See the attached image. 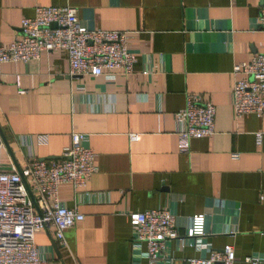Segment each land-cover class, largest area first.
Wrapping results in <instances>:
<instances>
[{"label": "crops", "instance_id": "0c3cea01", "mask_svg": "<svg viewBox=\"0 0 264 264\" xmlns=\"http://www.w3.org/2000/svg\"><path fill=\"white\" fill-rule=\"evenodd\" d=\"M260 1L0 0L1 45L35 6L68 5L87 28L127 31L126 46L136 56L132 71L111 81L70 74L61 50L0 67L5 168L59 157L71 132L84 134L81 144L95 154L96 170L83 188L57 187L58 200L83 216L64 230V245L51 228L33 235L47 264H146L131 249L126 213L151 208H167L179 233L202 213L200 242L213 250L230 244L233 264L264 256V110L234 117L230 73L234 63L264 51ZM185 93L214 107V133L190 139L179 152L173 114ZM166 251L172 264L205 254L174 240Z\"/></svg>", "mask_w": 264, "mask_h": 264}, {"label": "built area", "instance_id": "2783aa9c", "mask_svg": "<svg viewBox=\"0 0 264 264\" xmlns=\"http://www.w3.org/2000/svg\"><path fill=\"white\" fill-rule=\"evenodd\" d=\"M256 23L264 31L263 1L258 3ZM18 27L7 45L0 44V67L7 62L35 60L42 51L61 50L66 54L70 74L102 76L111 81L117 74L132 71L136 56L126 46L129 33L87 28L78 21L71 6L37 5L32 16L19 20ZM230 73L234 117H259L264 110V51L253 54L248 61L234 63ZM173 119L179 152L187 150L190 139L214 133V107L199 94L185 93L183 107L173 114ZM128 136L135 139L134 133ZM84 138L82 133L71 132L59 157L29 158L18 170L11 163L9 168L2 164L4 147L0 140V264H47V258L33 243L34 233L51 228L55 242L64 245V230L82 220V214L74 207H66L58 200L57 187L66 183L73 191L83 188L95 172V154L81 144ZM254 138L259 144L260 133H255ZM39 139L45 137L40 135ZM230 157L235 159L237 153ZM126 218L134 256L144 257L146 264H172L173 257L166 251L171 240L179 247L190 246L205 252L185 258L186 264H233L235 260L230 244L213 250L208 243L200 242L205 234L202 213L192 215L182 233L177 231L167 208L128 211ZM243 261L264 264V256L252 254Z\"/></svg>", "mask_w": 264, "mask_h": 264}, {"label": "water", "instance_id": "95a60500", "mask_svg": "<svg viewBox=\"0 0 264 264\" xmlns=\"http://www.w3.org/2000/svg\"><path fill=\"white\" fill-rule=\"evenodd\" d=\"M0 140H1L2 144H3L4 150L10 155V149H9V147L7 145V141H6L5 137H4V135L2 134L1 130H0ZM53 158H57V157H53ZM16 169L18 170V168H16ZM26 189H27V191L29 193L28 187H26ZM30 197H31V195H30Z\"/></svg>", "mask_w": 264, "mask_h": 264}]
</instances>
